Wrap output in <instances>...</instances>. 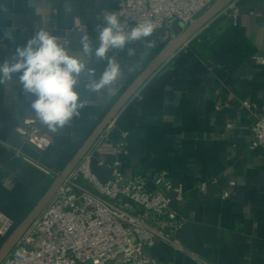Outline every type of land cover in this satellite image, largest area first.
I'll use <instances>...</instances> for the list:
<instances>
[{
    "label": "crops",
    "instance_id": "obj_1",
    "mask_svg": "<svg viewBox=\"0 0 264 264\" xmlns=\"http://www.w3.org/2000/svg\"><path fill=\"white\" fill-rule=\"evenodd\" d=\"M234 7V23L251 41L254 55L225 79L213 72L207 60L191 58L152 100L142 103L136 98L108 126L105 134L113 142L125 140L128 152L92 158V169L103 181L111 178L107 165L118 160L128 175L150 178L162 172L174 185L183 186V200L173 202L185 220L177 235L182 248L161 242L148 248L165 264H264V155L260 148L250 147L251 126L264 106V61L258 60H264V0H238ZM118 8V0H0V63L26 42L37 25L50 28L78 50V33L86 31L95 39L97 14L117 13ZM162 34L163 30L154 31L149 37L151 48L140 42L130 45L136 49L134 57L110 53L122 65L135 64L137 70L132 74L125 70L114 89L92 96L83 92L88 107L78 119L56 133L39 123L53 139L45 151L24 144L22 155L12 158L13 148L23 144L16 126L36 119L31 111L33 97L18 89L15 77L0 85V208L4 212L18 218L35 205L98 120L163 45H154ZM105 66L103 61L90 65L98 76ZM225 191L230 192L227 198L222 196Z\"/></svg>",
    "mask_w": 264,
    "mask_h": 264
},
{
    "label": "built area",
    "instance_id": "obj_2",
    "mask_svg": "<svg viewBox=\"0 0 264 264\" xmlns=\"http://www.w3.org/2000/svg\"><path fill=\"white\" fill-rule=\"evenodd\" d=\"M214 1L118 0L117 14L127 26L154 22L155 31L163 30L154 44L159 46L173 38V21L186 27ZM233 4L224 13L235 22L237 9ZM104 13L99 12L97 18L102 19ZM243 105L251 106L248 101ZM251 130L250 147L260 148L264 155V106ZM16 132L23 144L13 148L12 158L22 155L24 144L40 151L53 144L50 134L34 118L23 120ZM127 152L125 140L113 142L104 132L2 264H165L148 248L158 242L182 248L177 235L185 220L173 202L183 200L184 188L174 185L162 172L150 178L128 175L118 160L107 165L110 179L103 181L94 173V155ZM229 195V191L222 193L224 198ZM14 227L15 219L0 208V245Z\"/></svg>",
    "mask_w": 264,
    "mask_h": 264
},
{
    "label": "clouds",
    "instance_id": "obj_3",
    "mask_svg": "<svg viewBox=\"0 0 264 264\" xmlns=\"http://www.w3.org/2000/svg\"><path fill=\"white\" fill-rule=\"evenodd\" d=\"M70 10V9H69ZM95 39L85 31L78 33L79 49L72 50L62 36L50 28L37 25L25 43L17 45L10 57L0 63V85L15 77L17 87L33 97L31 111L39 123L56 133L81 116L88 107V96L105 89H114L128 74L136 72L135 64L122 65L117 56L124 53L134 57L136 49L130 45L140 42L147 48L157 25L150 21L127 26L115 12H106L96 18ZM106 62L102 73L97 74L90 65Z\"/></svg>",
    "mask_w": 264,
    "mask_h": 264
},
{
    "label": "water",
    "instance_id": "obj_4",
    "mask_svg": "<svg viewBox=\"0 0 264 264\" xmlns=\"http://www.w3.org/2000/svg\"><path fill=\"white\" fill-rule=\"evenodd\" d=\"M238 0H215L208 8L199 14L186 27L178 21H173L174 36L162 45L157 54L146 64L140 73L123 90L110 108L98 120L93 129L76 148L63 165L59 173L17 225L6 236L0 245V264L10 255L24 234L36 221L41 212L57 193L64 181L77 168L81 160L89 153L99 137L118 117L121 111L136 98H140L142 88L169 62L171 58L182 51L201 31L217 19L231 4ZM17 220L18 218H14Z\"/></svg>",
    "mask_w": 264,
    "mask_h": 264
},
{
    "label": "trees",
    "instance_id": "obj_5",
    "mask_svg": "<svg viewBox=\"0 0 264 264\" xmlns=\"http://www.w3.org/2000/svg\"><path fill=\"white\" fill-rule=\"evenodd\" d=\"M160 48L155 50L153 57ZM254 52L251 41L235 23L228 20L226 15H221L201 31L185 50L171 58L142 88L140 101L146 103L152 100L193 57H201L210 62L213 72L225 79L251 58ZM26 213L15 220V226Z\"/></svg>",
    "mask_w": 264,
    "mask_h": 264
}]
</instances>
